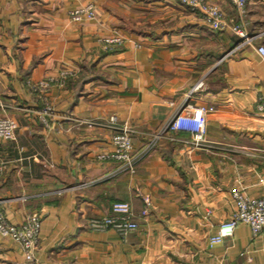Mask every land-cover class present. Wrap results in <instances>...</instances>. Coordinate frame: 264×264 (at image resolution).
<instances>
[{"label": "crops", "instance_id": "0c3cea01", "mask_svg": "<svg viewBox=\"0 0 264 264\" xmlns=\"http://www.w3.org/2000/svg\"><path fill=\"white\" fill-rule=\"evenodd\" d=\"M87 1L94 17L73 20L69 10ZM211 1L252 38L208 29L181 0H0V116L17 121L14 138L0 139V198L12 223L41 215L28 264H264V230L253 235L246 223L209 244L232 212L231 189H264V36H255L264 0H249L243 17L230 0ZM104 35L124 41L104 48ZM63 65L76 73L48 89L55 120L46 129L31 111L44 102L36 83ZM199 78L203 88L185 99ZM188 102L210 107L206 145L162 140L134 171L113 175L119 161L96 157L112 149L111 129L79 121L116 115L137 130L138 151ZM82 181L93 183L74 188ZM118 201L131 205L137 229L89 226ZM22 262L20 244L0 234V264Z\"/></svg>", "mask_w": 264, "mask_h": 264}, {"label": "built area", "instance_id": "2783aa9c", "mask_svg": "<svg viewBox=\"0 0 264 264\" xmlns=\"http://www.w3.org/2000/svg\"><path fill=\"white\" fill-rule=\"evenodd\" d=\"M249 0H230L236 7L238 16L243 17L246 14L247 3ZM189 10L195 13L210 30L222 29L230 26L243 39L249 40V37L242 29L241 22H236L231 17L228 18L221 6L211 0H181ZM94 5L92 3L80 4L69 11L71 18L81 20L84 17L94 16ZM255 36H264V30ZM104 48L115 44H121L124 39L119 35L101 36L98 38ZM258 52L264 58V44L257 46ZM76 71L72 67L60 66L54 75H49L40 79L36 85L43 94L44 102L40 107L32 109L42 123V126L49 129L55 120V112L50 103L46 100V93L53 84L63 85L67 80L75 75ZM204 81L199 78L193 83L186 92L185 99L201 90ZM7 104L0 100V106ZM210 107L205 104L185 103L180 109L172 112L168 118L154 131L146 132L148 140L138 151H134L131 136L137 131L126 121H121L116 115H109L102 119H79L82 123L88 125H103L111 129L110 140L112 149L99 152L96 157L100 161L116 160L118 166L111 174H118L122 171H134L135 164L145 156L152 148L162 140L177 141L186 143L194 147L206 145L205 131L207 122V111ZM256 108L264 112V95H259L256 102ZM17 121L7 115L0 116V139L11 140L14 138ZM188 133L189 137L183 136ZM4 161L0 158V171L3 168ZM93 181H82L74 188H83ZM233 199V209L230 216L221 221L215 234L209 237V244L221 242L226 237L233 234L238 223H246L251 229L253 235H257L264 230V189L261 194L256 196L248 195L244 190L238 187L231 189ZM145 205L150 203L148 196H143ZM5 201L0 198V234L11 237L20 244L26 258V262L18 264H28L32 260L34 251L40 240L41 215L37 212L28 214L25 219L19 223L10 222L5 215ZM146 207L143 212L146 211ZM112 214L101 218H92L89 220V226L93 229L103 230L113 227L117 232L124 235L129 230L138 228V222L132 217L131 205L127 202H114L111 207Z\"/></svg>", "mask_w": 264, "mask_h": 264}, {"label": "rangeland", "instance_id": "374dc122", "mask_svg": "<svg viewBox=\"0 0 264 264\" xmlns=\"http://www.w3.org/2000/svg\"><path fill=\"white\" fill-rule=\"evenodd\" d=\"M86 3H92V2H91V1H87ZM86 3H80V4H83V5H84V4H86ZM80 4H78V5L76 4V5H74L71 9H73V8H75V7H77V6H79ZM92 4H93V3H92ZM71 9H70V10H71ZM70 10H69V11H70ZM94 12H95V10H94ZM69 15H70V13H69ZM94 15H95V13H94ZM70 17H71V15H70ZM93 17H94V16H93ZM84 18H87V17H84ZM91 18H92V17H91ZM73 20H74V19H73ZM76 21H77V20H76Z\"/></svg>", "mask_w": 264, "mask_h": 264}]
</instances>
